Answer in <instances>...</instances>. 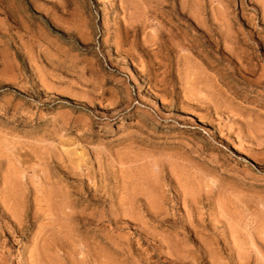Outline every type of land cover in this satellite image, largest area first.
Here are the masks:
<instances>
[{"label": "rangeland", "instance_id": "obj_1", "mask_svg": "<svg viewBox=\"0 0 264 264\" xmlns=\"http://www.w3.org/2000/svg\"><path fill=\"white\" fill-rule=\"evenodd\" d=\"M0 264H264V0H0Z\"/></svg>", "mask_w": 264, "mask_h": 264}, {"label": "bare ground", "instance_id": "obj_2", "mask_svg": "<svg viewBox=\"0 0 264 264\" xmlns=\"http://www.w3.org/2000/svg\"><path fill=\"white\" fill-rule=\"evenodd\" d=\"M128 40V39H127Z\"/></svg>", "mask_w": 264, "mask_h": 264}]
</instances>
